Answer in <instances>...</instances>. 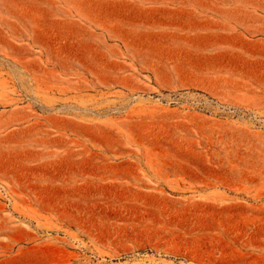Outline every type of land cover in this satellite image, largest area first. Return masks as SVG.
Here are the masks:
<instances>
[{
    "label": "rangeland",
    "instance_id": "rangeland-1",
    "mask_svg": "<svg viewBox=\"0 0 264 264\" xmlns=\"http://www.w3.org/2000/svg\"><path fill=\"white\" fill-rule=\"evenodd\" d=\"M0 264H264V0H0Z\"/></svg>",
    "mask_w": 264,
    "mask_h": 264
}]
</instances>
